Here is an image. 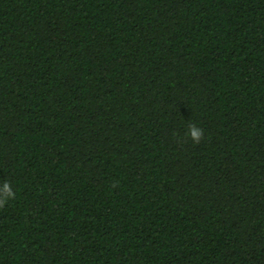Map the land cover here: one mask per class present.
<instances>
[{
	"label": "trees",
	"instance_id": "trees-1",
	"mask_svg": "<svg viewBox=\"0 0 264 264\" xmlns=\"http://www.w3.org/2000/svg\"><path fill=\"white\" fill-rule=\"evenodd\" d=\"M5 181L0 264H264V0H0Z\"/></svg>",
	"mask_w": 264,
	"mask_h": 264
},
{
	"label": "clouds",
	"instance_id": "clouds-1",
	"mask_svg": "<svg viewBox=\"0 0 264 264\" xmlns=\"http://www.w3.org/2000/svg\"><path fill=\"white\" fill-rule=\"evenodd\" d=\"M185 137L190 139L194 144H199L204 138V130L195 123L189 122L186 124ZM15 193L10 183L3 182L0 185V207H3L9 199H13Z\"/></svg>",
	"mask_w": 264,
	"mask_h": 264
}]
</instances>
